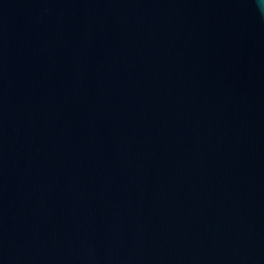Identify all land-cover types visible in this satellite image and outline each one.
<instances>
[{
    "label": "water",
    "instance_id": "obj_1",
    "mask_svg": "<svg viewBox=\"0 0 264 264\" xmlns=\"http://www.w3.org/2000/svg\"><path fill=\"white\" fill-rule=\"evenodd\" d=\"M0 264H264V0H0Z\"/></svg>",
    "mask_w": 264,
    "mask_h": 264
}]
</instances>
